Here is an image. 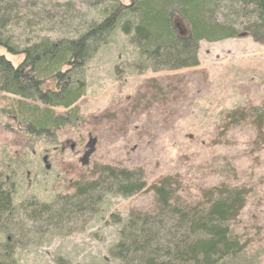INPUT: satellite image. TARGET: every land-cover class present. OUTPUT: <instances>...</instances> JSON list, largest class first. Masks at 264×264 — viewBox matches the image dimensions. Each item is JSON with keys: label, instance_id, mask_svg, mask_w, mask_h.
Segmentation results:
<instances>
[{"label": "rangeland", "instance_id": "374dc122", "mask_svg": "<svg viewBox=\"0 0 264 264\" xmlns=\"http://www.w3.org/2000/svg\"><path fill=\"white\" fill-rule=\"evenodd\" d=\"M120 1L128 5L130 0ZM80 9L74 27L99 19V8ZM175 24L185 34L181 22ZM35 29L42 37L61 36ZM126 39L114 37L87 66L86 93L77 104L55 109L63 116L76 107V125L35 138L22 134L13 116L4 112L10 110L11 97L0 94V175L14 183L18 206L52 204L58 196L72 195L76 181L100 166L142 170L146 182L130 198L106 197L98 220L80 217L70 229L58 231L37 224L36 238L19 239L22 245L15 241L13 259L17 264L59 259L109 263L108 250L118 241L117 221L154 211L153 187L169 177L190 205L207 188L228 184L246 189V207L232 228L243 240L253 241L250 254L262 252L264 264V136L257 145L256 121L233 125L227 118L233 111L264 105V45L249 37L203 41L198 66L140 74L130 71L137 67ZM0 54L15 65L21 61L1 49Z\"/></svg>", "mask_w": 264, "mask_h": 264}, {"label": "trees", "instance_id": "16d2710c", "mask_svg": "<svg viewBox=\"0 0 264 264\" xmlns=\"http://www.w3.org/2000/svg\"><path fill=\"white\" fill-rule=\"evenodd\" d=\"M80 1L0 0V49L12 59L21 58L15 65L0 54V94L11 97L10 110L4 112L13 116L22 134L47 135L80 121L76 107L63 116L55 109H71L84 97L86 68L114 37L127 38L137 67L130 71L140 74L198 66L203 41L249 37L264 45V0ZM83 5L99 8V19L81 29L73 25ZM36 27L61 36H39ZM227 118L233 125L256 121L255 143H261L264 105L233 111ZM95 171L76 181L72 195L27 206L16 204L14 183L0 175V235L5 238L0 264H17L15 241L36 238L37 224L58 231L70 229L80 217L98 220L106 197L130 198L146 188L142 170L100 166ZM172 182L168 177L153 187L154 211L117 221L118 241L108 250L107 264H260L263 253L250 254L253 241L243 240L232 228L246 207V189L228 184L207 188L190 205ZM54 264L73 263L59 259Z\"/></svg>", "mask_w": 264, "mask_h": 264}, {"label": "water", "instance_id": "95a60500", "mask_svg": "<svg viewBox=\"0 0 264 264\" xmlns=\"http://www.w3.org/2000/svg\"><path fill=\"white\" fill-rule=\"evenodd\" d=\"M47 158H48V157H45V158L43 159V162H44V163H46V161H47ZM46 169L48 170V169H49V167L47 166V168H46Z\"/></svg>", "mask_w": 264, "mask_h": 264}]
</instances>
